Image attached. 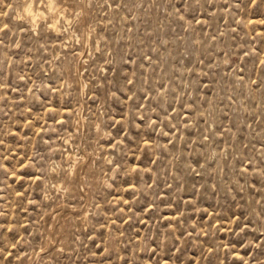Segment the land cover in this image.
Instances as JSON below:
<instances>
[{
  "label": "rangeland",
  "instance_id": "rangeland-1",
  "mask_svg": "<svg viewBox=\"0 0 264 264\" xmlns=\"http://www.w3.org/2000/svg\"><path fill=\"white\" fill-rule=\"evenodd\" d=\"M0 264H264V0H0Z\"/></svg>",
  "mask_w": 264,
  "mask_h": 264
},
{
  "label": "bare ground",
  "instance_id": "bare-ground-1",
  "mask_svg": "<svg viewBox=\"0 0 264 264\" xmlns=\"http://www.w3.org/2000/svg\"><path fill=\"white\" fill-rule=\"evenodd\" d=\"M39 11V10H38ZM34 12H33V9H32V7L31 6H29L27 9H26V15L30 18V20H32V21H35L36 19H37V17H38V15H40V14H33ZM42 14V13H41Z\"/></svg>",
  "mask_w": 264,
  "mask_h": 264
}]
</instances>
